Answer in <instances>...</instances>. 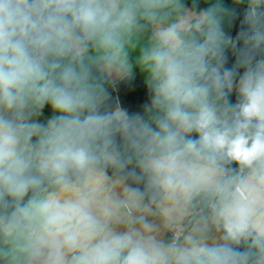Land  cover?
I'll list each match as a JSON object with an SVG mask.
<instances>
[{"label": "clouds", "instance_id": "9594fccd", "mask_svg": "<svg viewBox=\"0 0 264 264\" xmlns=\"http://www.w3.org/2000/svg\"><path fill=\"white\" fill-rule=\"evenodd\" d=\"M203 4L0 0V264H264V0Z\"/></svg>", "mask_w": 264, "mask_h": 264}, {"label": "crops", "instance_id": "0c3cea01", "mask_svg": "<svg viewBox=\"0 0 264 264\" xmlns=\"http://www.w3.org/2000/svg\"><path fill=\"white\" fill-rule=\"evenodd\" d=\"M207 5L204 4V7ZM246 6L241 5L238 11V17L234 22L230 34L235 37L239 30L240 19ZM138 49L135 52L130 53V59L135 65V59L138 56ZM234 63V57L229 54L228 67ZM146 74H142L134 67V78L129 82H121L115 89L109 90L115 99H118L122 107H125L131 113L142 112V105L148 102L147 86L144 83ZM232 101L235 102V94L232 96ZM51 116L49 109H45L44 115L40 118L41 122Z\"/></svg>", "mask_w": 264, "mask_h": 264}, {"label": "trees", "instance_id": "16d2710c", "mask_svg": "<svg viewBox=\"0 0 264 264\" xmlns=\"http://www.w3.org/2000/svg\"><path fill=\"white\" fill-rule=\"evenodd\" d=\"M185 2L187 4H191L192 0H185ZM222 2L226 5V6H229V7H232L233 5L231 4V0H222ZM201 7H204V4H203V0H201ZM111 90V88L109 89Z\"/></svg>", "mask_w": 264, "mask_h": 264}]
</instances>
